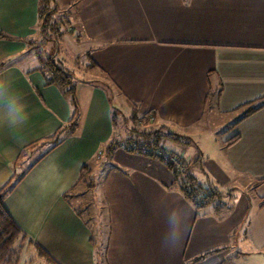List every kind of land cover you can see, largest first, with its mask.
<instances>
[{
  "label": "crops",
  "instance_id": "obj_1",
  "mask_svg": "<svg viewBox=\"0 0 264 264\" xmlns=\"http://www.w3.org/2000/svg\"><path fill=\"white\" fill-rule=\"evenodd\" d=\"M58 1L72 10L79 54L89 60L86 71L106 75L114 93L95 81L77 85L78 135L47 156L6 199V210L29 239L56 264H103L95 247L102 222L93 227L72 205L70 199L78 202L81 195L67 200L63 195L111 139L112 109L132 113L136 105L140 115H154L159 127L186 139L206 132L218 137L234 126L231 139L215 143L227 160L211 167L233 208L228 214L199 209L166 165L120 149L111 168H99L105 179L99 195L108 214V264H232L225 259H231L233 243L263 248L264 108L240 119L264 102V0ZM38 8L39 0H0V31L34 40ZM1 62L6 64L0 82L22 97L28 119L9 126L0 105V187L25 147L71 117L69 104L46 84L37 56L23 43L0 41ZM206 123L210 127H202ZM177 157L191 161L183 153ZM37 246L31 247L39 252ZM220 250L225 253L200 259Z\"/></svg>",
  "mask_w": 264,
  "mask_h": 264
},
{
  "label": "trees",
  "instance_id": "obj_2",
  "mask_svg": "<svg viewBox=\"0 0 264 264\" xmlns=\"http://www.w3.org/2000/svg\"><path fill=\"white\" fill-rule=\"evenodd\" d=\"M71 11L70 8L62 7L58 0H39L38 25L36 27L37 37L34 40L13 37L0 31V41L21 42L25 45L27 50L37 56L39 63L37 71L41 73L48 86H54L60 91L71 109V117L66 125L52 135L25 147L18 158L10 165L12 175L10 179L0 187V264H14L18 261L17 251L15 249L18 242L28 240L30 244L37 246L29 239L26 233L6 210L4 206L6 199L14 193L26 177L47 156L62 146L68 138L78 135L81 128L76 78L70 72L60 68L56 63L59 41L64 33H66L65 30L67 28H72L70 22ZM5 64L6 62H1L0 67H3ZM88 69L95 70L96 66L90 65ZM108 90L111 91L110 88ZM134 106V108H136V105ZM263 108L264 102L249 108L240 120L249 118ZM134 110H137V108ZM135 116L136 114H134V117ZM140 116L141 117L137 118V122L133 121L135 123L139 121L150 123V121H152L154 124L157 122L154 115L146 114ZM122 118L124 117L118 113V110L112 109L113 134L111 139L102 147L98 155L95 156L94 161L82 167L76 185L72 190L63 195L64 200L76 197L74 192L79 184L84 181L86 183V177L90 178L93 176L92 164L94 162L100 160L102 166L107 165L113 160L116 152L123 149L128 154L146 156L166 165L173 173L176 185L182 189L185 197L195 206H198L199 209L212 207L218 214H228L231 211L233 208L232 206L223 204L222 198L224 195L216 193L212 188L208 190L200 184L196 186L194 179L184 180L183 174L186 171L184 165L187 162L180 159V157L163 152L160 149L155 152H150V150H147V144L135 143L136 139L150 136L153 133L130 128L129 130L128 127H125L122 131L121 122L123 121L122 124H124L126 121V119L123 120ZM155 139L158 140L157 142L166 140L183 145L190 144L188 139L170 132L165 127H162L157 137H154V140ZM238 139L239 138L236 137L235 141ZM181 167L185 169L181 171ZM216 202H219L222 206H216ZM37 249L43 258L47 259L50 263H54L39 246H37ZM220 251L208 253L200 259Z\"/></svg>",
  "mask_w": 264,
  "mask_h": 264
},
{
  "label": "rangeland",
  "instance_id": "obj_3",
  "mask_svg": "<svg viewBox=\"0 0 264 264\" xmlns=\"http://www.w3.org/2000/svg\"><path fill=\"white\" fill-rule=\"evenodd\" d=\"M66 33L61 37L59 41L58 47V55L56 56V63L57 65L70 72L74 75L76 78V83L78 86L82 84L83 82L86 83L87 81H95L102 85H106V87H111V83L106 77V75H102L100 72H91L86 71L85 66L89 65V60L85 55H82V53L79 54L80 48L77 46L79 44L77 33L74 31V28H67L65 30ZM24 61L23 66H26L27 63ZM29 64V63H28ZM26 68V67H25ZM115 91V90H114ZM117 93V91H115ZM109 93L113 97V91L109 90ZM108 93V94H109ZM115 93V94H116ZM119 98H121L119 96ZM117 100V99H116ZM115 100V101H116ZM118 107V106H116ZM209 107V106H208ZM119 108V107H118ZM133 109H136L133 107ZM130 110H123L119 114L123 116V120L126 119L124 124L121 122L122 131L125 127H128V129H137L139 131H145L147 133H153L150 136L140 137V139H136L135 143L140 144H147V150H150V152L158 151V149L162 150L163 152L173 154L174 156L181 155L182 153L186 156V158L190 159L191 161L185 163L186 171L183 174V178L186 181L187 179H194L195 185L198 186L199 184L202 185L206 189L212 188L216 193H219L221 195H224L222 198L223 204L232 206L233 203L229 200L226 191H224V186L222 183H218L212 176V170L211 167H213V164L215 161L219 164H223L226 160V154L225 152H216V146L215 143L218 142L219 145H222L225 143V140L231 139L232 136H234V133H232V129H234L233 125H229L230 128L228 129V132H222L218 137H216V134L213 132H206L205 135L197 134L192 135L188 141L190 142L189 145H183L171 141L164 140L163 142H157L158 140H154V137H157V134H159L162 127H159L157 123H153L150 121V123H144L143 121L137 122V118L141 117L140 114L137 112V110H133L131 113ZM133 114V115H132ZM134 114L136 116L134 117ZM139 114V115H138ZM130 118V119H129ZM128 119V121H127ZM135 122H134V121ZM154 120V119H153ZM210 127V123H206L202 125V127ZM129 129V130H130ZM161 134V133H160ZM181 137V136H180ZM157 142V143H156ZM159 145V146H157ZM215 152V154H214ZM169 154V155H170ZM113 167L116 166V162L113 161L111 163ZM101 161L97 160V162H94L92 164L93 168V176L90 178L86 177V183L85 181L79 184V186L76 188V191L74 192L75 196H82V200H79L78 202L75 199H70V202L72 205H74L78 210H80L81 213L85 212V220L86 218L92 219V226L97 227L101 222L102 228L101 231L103 232L101 235V242H99V239H97L95 247L96 255L102 258L103 264H108L107 261V251H106V240H107V232L108 228L105 226L107 224V211L105 209L103 200L101 195H99L101 192L100 190H103L104 187V180L103 176H101V173L99 171V168L101 167ZM104 170H108L109 164L104 165ZM103 167V166H102ZM101 167V169H102ZM184 167H181V171L185 169ZM209 178V180L207 178ZM102 179V180H101ZM103 181L100 183L99 181ZM103 195V193H101ZM238 194V193H236ZM98 196V198H96ZM103 204V206H102ZM216 206L221 205L219 202L215 203ZM212 207L208 208L211 209ZM103 220V221H102ZM95 229V228H94ZM264 245V244H263ZM27 241L24 242H18L15 246V249L17 251V258L18 261L14 264H56L50 263L47 261V259L40 258L39 252L36 251L35 247ZM241 252L242 255L238 256L237 252ZM253 252L257 253H264V247L259 248L255 250L253 248V245L251 243L245 242L244 245H240L237 247L235 243H233V249L229 251V255L231 259H225L226 262H232V264H250V256ZM220 253H225L224 251H220ZM228 253V252H227Z\"/></svg>",
  "mask_w": 264,
  "mask_h": 264
},
{
  "label": "clouds",
  "instance_id": "obj_4",
  "mask_svg": "<svg viewBox=\"0 0 264 264\" xmlns=\"http://www.w3.org/2000/svg\"><path fill=\"white\" fill-rule=\"evenodd\" d=\"M0 105L3 106L9 126L16 127L28 119L26 104L22 97L12 92L3 82H0ZM250 264H264V253L253 252Z\"/></svg>",
  "mask_w": 264,
  "mask_h": 264
}]
</instances>
